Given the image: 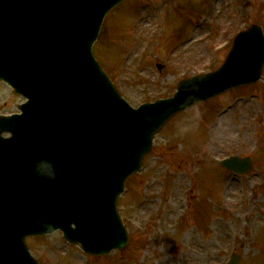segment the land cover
I'll list each match as a JSON object with an SVG mask.
<instances>
[{
    "label": "rangeland",
    "instance_id": "obj_1",
    "mask_svg": "<svg viewBox=\"0 0 264 264\" xmlns=\"http://www.w3.org/2000/svg\"><path fill=\"white\" fill-rule=\"evenodd\" d=\"M252 23L264 29V0H124L106 16L94 50L139 106L219 67L234 36ZM262 74L179 113L157 134L119 200L127 248L91 256L58 230L28 239L33 254L42 264H226L237 251L240 264H264ZM24 100L0 81V113ZM235 154L253 155L250 172L214 161ZM230 179L236 186L228 192Z\"/></svg>",
    "mask_w": 264,
    "mask_h": 264
},
{
    "label": "water",
    "instance_id": "obj_2",
    "mask_svg": "<svg viewBox=\"0 0 264 264\" xmlns=\"http://www.w3.org/2000/svg\"><path fill=\"white\" fill-rule=\"evenodd\" d=\"M121 1L0 0V78L29 97L22 114L0 115V264H40L25 238L58 226L91 254L126 247L117 200L155 134L186 107L261 77L264 31L253 24L237 34L219 69L133 108L92 50L105 15ZM42 158L55 165L54 180L37 174ZM219 162L239 172L252 167L249 157ZM45 215L52 227L31 224ZM239 259L234 253L227 264Z\"/></svg>",
    "mask_w": 264,
    "mask_h": 264
},
{
    "label": "clouds",
    "instance_id": "obj_3",
    "mask_svg": "<svg viewBox=\"0 0 264 264\" xmlns=\"http://www.w3.org/2000/svg\"><path fill=\"white\" fill-rule=\"evenodd\" d=\"M37 174L44 176L45 178H51L55 179L56 177V172H55V165L52 164L50 160H47V158H42L40 166L36 169ZM117 169L115 166L112 167L111 169V175H114L116 173ZM47 216H37L34 217V222L46 220Z\"/></svg>",
    "mask_w": 264,
    "mask_h": 264
},
{
    "label": "bare ground",
    "instance_id": "obj_4",
    "mask_svg": "<svg viewBox=\"0 0 264 264\" xmlns=\"http://www.w3.org/2000/svg\"><path fill=\"white\" fill-rule=\"evenodd\" d=\"M222 0H219V2H221ZM233 179H230L228 186H227V191L229 192L233 187H235L236 185L233 183Z\"/></svg>",
    "mask_w": 264,
    "mask_h": 264
}]
</instances>
